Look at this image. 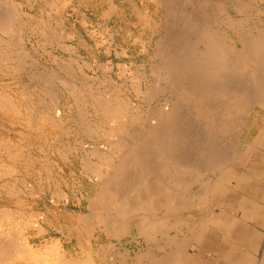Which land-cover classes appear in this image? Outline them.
<instances>
[{
	"label": "rangeland",
	"instance_id": "rangeland-1",
	"mask_svg": "<svg viewBox=\"0 0 264 264\" xmlns=\"http://www.w3.org/2000/svg\"><path fill=\"white\" fill-rule=\"evenodd\" d=\"M18 1L0 0V135L4 134L14 141L13 145H0V239L7 242L8 233L19 235L24 246L37 251V264H60L59 254H64L66 262L82 259L86 255L96 256L102 248L113 244L125 257L122 264H133L132 261L142 253L146 254L144 261L157 262L158 258L166 255V244L185 241L194 233L195 226L198 225V229L203 224L211 206L212 192L205 199L201 184L208 179L215 189L214 184L220 182L225 168H231L235 163L242 147L246 118L264 109V96L256 101L249 99L252 97H248L247 92L230 87H226V92L215 90L210 97L202 98L190 86L184 85L180 89L172 84L165 85L166 69L161 64L160 51H164L165 56L177 52L178 55L183 38L186 43L188 30H185L184 21L189 14L193 12L199 21H204L206 11L208 14L214 11L211 19L217 26L214 21L209 25L212 30L216 27L218 31L213 30L212 33L220 35L226 52L240 62L243 74L247 71L251 77L254 67L243 55L240 33L236 35L224 23L230 18L231 21H240L237 8L244 2L113 0L115 7L107 9L104 6L109 2L95 0L92 4L103 7L86 10L87 18H84L82 10L60 6L67 0H53L54 8L49 19L52 25H47L49 29L46 31L40 12L36 9L32 11L41 20L40 25L33 27L34 22L22 17L17 10ZM79 1L73 0L75 5ZM204 1L208 4H203ZM247 1V19H244L242 27L244 32L264 26V14L260 18L257 16L259 9L264 11V0ZM214 3L218 7H212ZM219 10L224 11L220 13ZM50 28L51 34L48 33ZM188 37L191 39L186 37V44L195 36L188 32ZM195 47L201 50L199 44ZM174 105L184 110L188 118H192L191 121L197 122L199 133L204 134L207 137L205 140L218 152H210L209 155L214 157L213 168L207 167L204 172L201 163L204 151L200 150L204 144L194 138L192 146H198L194 147L197 152L194 151L190 157L191 163H197H192L198 174V178L195 176L197 182L193 178L194 171L191 176L187 173L184 178H179L182 181L178 179L180 183H176L179 187L172 183L177 181L173 176L165 179L171 180L167 182L173 191L177 190L176 193L185 195L186 191H190L191 196L180 200L160 198V201L148 206L151 209L142 208L148 202L145 199L147 194L155 196L157 191L153 188L150 193H142L141 200H135V193L130 194V199L126 196L127 201L122 197L119 185L122 186L128 179V168L119 162L121 152L136 145L141 149L133 161L135 166L138 162V166L146 165L153 174L157 173L160 164L167 161L170 154L160 148V139L152 124L158 113L168 111ZM110 138L118 139L124 144L123 148H127L117 147L118 150L123 149L121 152L114 148L111 150ZM219 159H224L227 165ZM107 180L110 184L119 183L117 189L112 191L104 184L103 187L102 183H108ZM122 199L130 209L140 206L143 214H153L154 210L155 218L163 222L159 232L152 234L154 238L148 246L137 235L136 227L120 232L119 222L113 224L114 218L118 219L116 209L124 203ZM125 215L127 220L135 218L130 211ZM6 258V253L0 251V260ZM93 261L96 264L97 260Z\"/></svg>",
	"mask_w": 264,
	"mask_h": 264
},
{
	"label": "bare ground",
	"instance_id": "bare-ground-1",
	"mask_svg": "<svg viewBox=\"0 0 264 264\" xmlns=\"http://www.w3.org/2000/svg\"><path fill=\"white\" fill-rule=\"evenodd\" d=\"M205 1H208V0H205ZM205 1H204V3L203 2L202 3L203 4H208V3H205ZM212 1L213 0H211V3H213ZM234 1H237V0H234ZM240 1L242 3L243 2L244 3L243 4H240V6H239L240 8H239L238 5H239ZM245 1H247V0H239V3L237 2L238 5L236 7H238L237 8V12H240V19H239L240 21H238V22L237 21H231L232 19L230 18V21L229 22H224V21H222L223 19L221 20V22H224L226 26L229 25V27L231 28L232 32L233 33H236V35L240 33V35H239L240 36L239 37L240 38V42L239 41L238 42L242 45V48H243V51H244V54L243 55L246 58H249L248 59L249 62L254 67V70L251 72V77L253 79L248 76V74H247L248 72L247 71H246L247 73L245 72L243 74V72L240 70V67H241L240 66V62H238L235 59H233L230 56L231 54H229V53L226 52V50H225L226 48H225V46L223 44L224 42L221 40L222 39L221 37H220L221 39L219 38L220 35L216 36V34H214V32L212 33L213 30H217V29H216V27H214L215 29L212 30L211 29L212 28L211 25H209L210 22H213L214 21V20L212 21V19H211V17L213 16L212 12H214V11H212V9H210L212 12L210 14H208L207 11H206V13H205L204 16H207V17H206V20L204 19V21H199L198 20L199 17H197L193 12L189 14V18L185 19L184 26H187L185 30H188L187 31V35L185 33L186 37L188 38V40L191 39L190 37H188V32H190L191 35H193L195 37L193 38V40L189 41L190 43H188V44H186L187 43V38L185 37L186 43H185L184 38H183V42H182L183 45H180L179 46V48H178L179 54L178 55H177V53H178L177 52L175 54L170 53L169 55L165 56L166 53L164 51H160L161 52V54H160L161 64H163L164 67H165V69H166L165 70V78H166V81H165L166 84L165 85L172 84L175 87H178L180 89H182L183 88L182 86H184V85L187 86V87L190 86V87L193 88V91H195V93H197L199 95H202V98L210 97V94L212 92H214L215 90L216 91L218 90V91L226 92L227 89H228L226 87H230V88H232V89L234 88V89H236L238 91L241 90L243 92H247V94H249L248 97H252V98H249V99H256V101L257 100L260 101L262 99V96H264V58H261L260 59L259 57H264V26H261V27L258 26V28L256 27L252 31L250 30L251 29L250 28L249 29V32H247V31L244 32V30H243L242 27L244 25V19H247V16H245V12H246L245 11V8L247 7V9H248V6H247L248 1L247 2H245ZM186 2H188V1H186ZM216 3H214V5L212 4V7H214L216 5L218 7V4H216ZM221 3L222 2L219 1V4H220L219 6H221ZM189 6H192V4L189 5ZM199 7H201V6H199ZM202 7H203V5H202ZM201 9H203V8H201ZM215 9H216V7H215ZM206 10H207V8H206ZM216 10H217L216 12H218V8ZM190 11L191 10L189 9V12ZM221 11L223 12L224 10H221ZM221 11L219 10L220 13H222ZM203 14H204V11H203ZM206 14H208V15H206ZM263 14H264V11L262 9H259V11H257V16L259 18ZM223 15H225V14L223 13ZM249 15L250 14H248V16ZM214 17L216 18V15ZM225 17H226V15H225ZM228 17L229 16H227V19H228ZM248 19H251V18L248 17ZM169 20H171V19L169 18ZM228 20H226V18H225V21H228ZM217 21H220V19L218 18ZM214 24H215V26H217L216 23H215V21H214ZM219 25H220V23L218 24V26ZM216 33H218V32H216ZM180 42H181V40H180ZM198 44L201 47V50L199 49L200 51L197 50L199 47L197 49H195L196 48L195 46H197ZM168 50H170V49H168ZM234 55H236V53ZM236 57L238 59V55H236ZM156 88H158V87L156 86ZM156 88H154V89H156ZM185 89H187V88H185ZM169 92H171L170 89H169ZM178 92H179V90H178ZM223 92H221V93H223ZM190 93H191V91H190ZM171 95H172V93H171ZM211 96H213V95H211ZM223 96H224V94H223ZM211 99H214V97L211 98ZM211 99L209 98L208 100H211ZM218 100H219V97H218ZM213 105H215V104L213 103ZM213 105H212V107H213ZM217 106H219V105H217ZM111 108H113V107H111ZM114 110H116V109H114ZM186 110H188V109H186ZM118 111H120V109ZM136 115H134V116H136ZM140 117L138 119H140ZM225 117H226V115H225ZM144 118H143V120H144ZM223 118H224V116H223ZM130 120L132 121V119H130ZM130 120H128V121H130ZM191 120H192V118L189 119L188 118V114H186L184 112V110H181L176 105H174V107L171 108L168 111H164V112L162 111V112H160V113L157 114V117L154 119L155 122H154V124H152L153 131L158 135V137L160 139V145H161L160 148L161 147L163 148L162 151H167L170 154L169 155L170 158L169 159L167 158V161H168L169 164L167 163V161L162 162L160 164V166H159V170H157L158 172L157 173H154V174H153V172H151L150 170H148L149 168H147L146 165H145V167L144 166H141L140 167V166H138V162H137L136 163L137 166H135V164H134L133 161L135 159V156H138V154H140V149L141 148H139V147H137L136 145L133 144L134 146L131 148V150H128L127 147H125L127 149L123 148L124 144L121 141H119L118 139H116V138H110V140L108 139L109 140L108 143L110 145L111 150H113V148L118 150L117 147L125 149L124 152H121V150H123V149H121V150L119 149L120 151L118 150L119 152L123 153L121 155L122 158L119 156L120 157V160H121L120 161L118 159L119 162L121 164H123V165H126V169L128 168V173H127L128 179H126V182L124 184H122V186L119 185V187L122 190L123 195L125 196V197L122 196L124 199L126 198V196L129 198L130 194L135 193V196H136L135 200H141V198H142L141 197V194L142 193H147V192L150 193V191L152 192L153 191V188H155L156 191H157L156 195L155 196H153V195H150L149 196V194H147L148 195L147 198H145V197L144 198L147 199L148 202H146V205L141 206L142 208H146V207L149 208L148 206H150L151 204H153V203L155 204L156 201L157 202L160 201V198L161 199H163V198L164 199L178 198L180 200V199H183V198H186V197L188 198L189 196H191L192 193L190 191L189 192L186 191V194H189V195H186L185 193H184L185 195H182L180 192L176 193L177 190L173 191L172 190L173 188H170V186H169L170 183L168 184V182H170L171 180L169 179L170 181L167 180L168 181L167 182L165 179L167 177L168 178L169 177L172 178L171 176H173V178L175 180H177V181H173V179H172V181H173L172 183H175V186H176L177 183L179 184L180 181H182L179 178H182L187 173H189V176H191V174L193 173V171L195 169V166L192 165V163H195V162L192 161V163H191V157L190 156H192V153H194V151H195L194 149L196 148L195 146H197V145H195V146L193 145L192 146V140H194V138L196 139V137H197L199 140L197 139L195 141H202L201 143L204 144L203 147H202V149L200 148V150H203L204 151V156H203V158H201V163H203L202 165H204V168H203V171L204 172L207 169V167H210L211 169L213 168V166L211 167V164L213 163V158L214 157H213V155H209L210 152L213 151V154H216L218 152V149H214L213 150L212 149L213 147L211 146V144L208 143L207 140H205L207 137L205 138L204 137V134L202 135V133L201 134L199 133V130H198L197 125H196L197 122L194 123ZM133 122H134V120H133ZM135 127H136V125H135ZM131 128L133 129L132 126H131ZM138 128L140 129V127H138ZM138 128H135V129L139 130ZM144 129H146V128H144ZM146 132H142V133L144 134ZM200 132H202V131H200ZM147 136H146V138L149 137V136L148 137ZM206 136H208V135H206ZM144 137L145 136H143V139H144ZM138 138H140V135H139ZM145 140H148V139H145ZM145 140H144V142H145ZM133 141H135V140H133ZM133 141H132V143H133ZM149 141H151V139ZM136 144H138V142ZM198 145L200 146L199 143H198ZM147 146H148V144H147ZM143 148H145V147H143ZM146 150H148V147H147ZM151 150H154V149H151ZM197 150H199V149L197 148ZM155 152H156V150H155ZM195 152H197V151H195ZM146 153H147V151H146ZM157 153H159V152L157 151ZM141 157H143V154H142ZM153 158H154V156H153ZM219 158H220V156H219ZM83 159H85V157ZM108 160H112V159H108ZM116 160H117V158H116ZM164 160H166V157H164ZM219 160H222V161L225 162L224 159H219ZM199 161H200V159H199ZM220 162L221 161H219V162L217 161V163H220ZM224 162H222V163H224ZM201 163H200V165H201ZM195 164H197V163H195ZM224 164H226V162ZM113 165L114 164H112V167H113ZM214 165H215V163H214ZM216 166H219V165L217 164ZM223 167H221V169ZM233 167H234V165H233ZM120 168L121 167H119L118 169H120ZM197 168H199V167H197ZM218 168L220 169V167H218ZM112 170H113V168H112ZM120 171H122V170H120ZM214 171L215 170H213V172ZM211 172H212V170H211ZM116 173H118V172H116ZM195 174H196V172L194 173V176H193L194 179L198 175V174H196V175ZM229 175H232V174H229ZM106 179L107 178H105V181H106ZM195 180L197 182L198 179H195ZM207 180L206 181L204 180V182L201 184L202 187H200L201 188V192H203V194H204V197L207 194H210L213 191V188H214V186L213 187L210 186V184L208 183ZM107 181H108V183L107 182L102 183V181H101L102 186H103V184H104V186L107 185L108 188L113 189L112 191H114V189L119 184L118 182H117L118 184H116L114 182L110 184L109 183L110 180H107ZM164 183H165V185H164ZM172 183H171V185L174 186V184H172ZM214 185H216V184H214ZM178 187H179V185H178ZM219 187H220V185H219ZM175 188L177 189V187H175ZM135 190H138V191L134 192ZM183 192H184V190H183ZM113 194H114V192H113ZM165 194H167L169 196H165ZM198 196H200V194ZM198 196H197V198H198ZM206 197H205V199H206ZM192 198H194V197H192ZM198 199H197V201H198ZM202 200H204V199H202ZM122 201L125 204L124 203H120L119 206L117 205L118 208L116 209V212H117L116 216L118 217V219L117 218H114L113 224L114 225L115 224L117 225V223L119 222L118 223V226L120 227V232H126L128 230V227H131V226L132 227H136L137 235L139 237H141L143 239V242L145 243V245L148 246L150 240H152L154 238V236H152V234L155 233V232H157V231L159 232V227L162 228L163 222H161L160 220H158V218L157 219L155 218V215H154L155 214L154 213L155 211L153 209H152L153 210V214L152 213H150V214H143L144 212L143 211H140V210H142V208L141 209L139 208L140 206H137V208H133L132 207L133 209H130V207L128 208V206L126 205V202L123 199H122ZM126 201H127V198H126ZM164 201L166 202V200H164ZM172 201H170V202L172 203ZM174 201H175V199H174ZM144 204H145V202H144ZM212 204H215V203H212ZM113 205H115V204H113ZM116 207H114V208H116ZM149 209H151V208H149ZM165 209H167V208H165ZM127 211H130L131 213H133V215L135 216V218L133 219V217H132V219H130V220L129 219L128 220L127 219H124V217L126 216L125 213H127ZM129 216H130V214H129ZM203 219H201V220H203ZM191 221H192V219H191ZM195 222H198V221H195ZM197 226H195V227L197 228ZM192 230H194V229H192ZM112 232H113V230H112ZM5 235H6V233H5ZM207 235H208V232H207ZM115 236H117V235H115ZM191 236L193 238V235L192 234H191ZM7 238H9L7 242H5L4 240H3L4 241L3 242L0 239V241H2V242H0V251H4L6 253V256H7L6 259H4V260L1 259L0 260V264H37V261H36V256H38V254H36L37 251L36 250H33V248L24 246L22 244V242H21V239H20L19 235H17L16 233H8L7 234ZM208 238H210V236ZM189 239L190 238L184 239V240L185 241L186 240L189 241ZM118 241H119V239H118ZM182 242H181V245H182ZM178 245L180 246V244H178ZM179 246L177 248H179ZM166 248H167V246H166ZM185 248H186V246L183 248V250H185ZM9 252H11L12 254L9 253ZM175 252H177V251H175ZM180 252H178L180 254L179 257L183 254L182 252H181L182 254ZM176 256H178V255H175V257ZM145 257H146V254L145 253L139 254V257H136L132 262H133V264H140L142 262V260L145 259ZM180 258H183V255ZM94 259L97 260L96 261V264H122L123 261H124L123 259H125V257L123 255H121V253L119 252V250L116 248L115 244L108 245V246L102 248V250L96 256H94V255H86L82 259H78V260H75V261H68V262H66L65 261L64 254H59L60 264H94V261H93ZM179 260L180 259H177L178 262H180ZM206 260H208V259H206ZM210 262H208V263H210Z\"/></svg>",
	"mask_w": 264,
	"mask_h": 264
},
{
	"label": "crops",
	"instance_id": "crops-1",
	"mask_svg": "<svg viewBox=\"0 0 264 264\" xmlns=\"http://www.w3.org/2000/svg\"><path fill=\"white\" fill-rule=\"evenodd\" d=\"M93 1L80 0L75 5L73 0H67L60 6L82 10V17L87 18L86 10L103 7L92 4ZM106 2L109 4L105 8L115 7L113 0ZM16 7L22 17L34 22L33 27L41 23L40 18L32 13L34 9L44 18L46 31L52 25L49 19L54 8L53 0H19ZM49 31L51 34L52 29ZM242 136V147L234 167L227 166L222 172L219 184L211 193L210 209L203 224L192 233L193 238L190 236L189 241H183L182 245L175 241L166 244L165 256L155 263L146 259L147 263L142 260L140 264H264V109L246 118ZM13 144L14 141L4 134L0 135L1 146ZM183 246H186L185 250Z\"/></svg>",
	"mask_w": 264,
	"mask_h": 264
}]
</instances>
